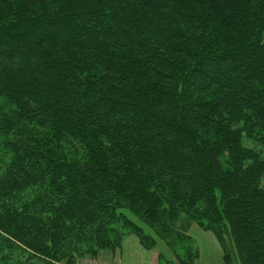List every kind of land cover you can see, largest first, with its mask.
Segmentation results:
<instances>
[{
    "label": "trees",
    "instance_id": "obj_1",
    "mask_svg": "<svg viewBox=\"0 0 264 264\" xmlns=\"http://www.w3.org/2000/svg\"><path fill=\"white\" fill-rule=\"evenodd\" d=\"M193 224L264 264V0H0V264Z\"/></svg>",
    "mask_w": 264,
    "mask_h": 264
},
{
    "label": "rangeland",
    "instance_id": "obj_2",
    "mask_svg": "<svg viewBox=\"0 0 264 264\" xmlns=\"http://www.w3.org/2000/svg\"><path fill=\"white\" fill-rule=\"evenodd\" d=\"M127 214L135 219L131 213ZM136 220V219H135ZM191 237L190 244L193 249H196V258L194 264H225L222 257V250L214 235L206 230L201 229L196 224H193L189 230ZM164 251L165 257H172L174 254L169 247L163 242H159L158 246L151 250H146L137 241L134 235H127L124 240L120 251L111 253L109 251H101L95 258L82 259L77 264H145L144 259L148 257L154 261V264H159L157 261V251ZM12 262L14 264H44L42 260L34 259L31 263L26 260V254L17 253ZM164 263V257L160 258V264ZM234 264H240L236 259Z\"/></svg>",
    "mask_w": 264,
    "mask_h": 264
},
{
    "label": "crops",
    "instance_id": "obj_3",
    "mask_svg": "<svg viewBox=\"0 0 264 264\" xmlns=\"http://www.w3.org/2000/svg\"><path fill=\"white\" fill-rule=\"evenodd\" d=\"M83 260L85 261V259H83ZM144 261H146L145 264H154V261L150 260L148 257H146V258L144 259ZM80 262H82V261H80ZM80 262H78V263H80Z\"/></svg>",
    "mask_w": 264,
    "mask_h": 264
},
{
    "label": "built area",
    "instance_id": "obj_4",
    "mask_svg": "<svg viewBox=\"0 0 264 264\" xmlns=\"http://www.w3.org/2000/svg\"><path fill=\"white\" fill-rule=\"evenodd\" d=\"M165 264H172L171 262H167V263H165Z\"/></svg>",
    "mask_w": 264,
    "mask_h": 264
}]
</instances>
